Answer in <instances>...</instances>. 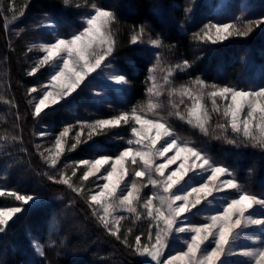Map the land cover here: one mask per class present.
Wrapping results in <instances>:
<instances>
[{"label":"snow or ice","instance_id":"1","mask_svg":"<svg viewBox=\"0 0 264 264\" xmlns=\"http://www.w3.org/2000/svg\"><path fill=\"white\" fill-rule=\"evenodd\" d=\"M62 2L65 7L71 4V0ZM81 6L79 3L75 4L77 8ZM90 8L92 11L85 17V26L81 30L70 37L57 38L50 43L38 45V50L43 55L28 74L35 75L41 66L55 63L56 67L49 83L41 86L44 91L35 99L33 104L35 117L46 114L47 109L54 108L72 96L92 73L104 65L114 51L115 40L111 26L116 22L115 13L95 3H92ZM185 11L190 12L191 8H186ZM45 22L51 24L50 20L41 21ZM261 25H264V17L242 24L209 23L196 34V38L216 44L233 36L245 38L252 33L254 27ZM145 36H148V42L153 47L162 46L163 42L159 36L151 38L146 24L140 25L139 31L131 37V43L138 44ZM158 67L154 65L149 70L150 73H155ZM175 67L182 70L190 65L184 61L182 65L178 64ZM161 70L166 73L163 84L158 83L155 75L150 76L151 86L147 89L148 100L145 106L133 107L130 112H123L114 118L99 119L82 125L81 132L74 137L72 150L78 144L87 142L80 138L84 127L89 129L88 139H91L94 134L106 129L120 127L121 124L127 125L129 122L133 125L131 136L127 140L129 147L120 151L116 157L104 156L82 160L76 165V168L83 166L86 169L80 176L82 182L88 181L90 177L104 181L98 186V191L87 197L89 206L93 207V214L108 234L117 239H121V221L126 218L117 213H127L136 220H140L142 215L145 216L150 221L147 242L143 243L140 235L135 237L133 244H129L126 237L123 240L125 246L137 256L146 258L144 264H230L226 258L237 255L247 258L242 264H264V241L255 248L240 252L235 250L236 240L245 234L244 229L250 226H264V196L247 191L242 183L233 178V170L216 164L196 145L180 142L175 137L172 126L159 115L158 110L162 105L157 102L164 94V85L171 83L173 69L169 67ZM108 79L117 85L129 83L123 74H113ZM37 91V88H32L29 94ZM168 96L180 97L181 104L184 103L185 97L191 100V105L186 108V115L179 111L175 103H172L175 111L169 115H175L192 127L198 128L206 136L209 135L211 112H220V105L217 103L219 99L224 102L222 118L225 123H218L216 126L221 134L230 130L234 137L241 138V143L246 142L264 151V86L259 89H237L231 86L208 85L197 78L191 85L170 88ZM152 97H156L157 100ZM206 97L211 102V111L204 103ZM68 135L69 128L66 127L55 140V151L46 150L49 155L44 158L49 166L56 167L65 151L64 138ZM225 139L228 144L237 143L235 138ZM161 140H164V143L158 148L157 144ZM168 153L173 154L165 162L156 164L157 158H162ZM41 155L44 156V153ZM178 160L180 163L177 167L166 174V169L177 164ZM105 165H110V169L106 170V174L98 176ZM197 169H200L197 176L189 177L191 183L185 181L180 185L189 172H195ZM130 174L133 179L126 182ZM76 175L74 168L71 175L61 173L54 182L64 184L80 195L84 192L83 187L72 183V177ZM222 177L227 178L221 179ZM149 185L157 191L142 199V190ZM177 185L180 187L177 188ZM174 188L176 191H173ZM226 190H234L236 195L224 202L216 213L208 215L207 222L192 223L186 216L187 213H191L192 217L200 214L202 210L197 209V205H200L202 200H207L214 192ZM3 195L5 192L0 191V196ZM7 195L14 196L15 200L24 205L35 199L32 195L15 192H8ZM178 201L181 203H177ZM138 208L144 209V212L141 213ZM193 209L197 211L193 212ZM25 210L20 206L0 208V234L6 233L11 227L10 222L14 223V218H18L17 214ZM260 231L264 232V227H261ZM174 233L190 235L184 237V250L164 258V252L169 247V239L173 238ZM37 251L43 254L39 245Z\"/></svg>","mask_w":264,"mask_h":264},{"label":"rangeland","instance_id":"2","mask_svg":"<svg viewBox=\"0 0 264 264\" xmlns=\"http://www.w3.org/2000/svg\"><path fill=\"white\" fill-rule=\"evenodd\" d=\"M207 1L208 0H189L192 8L200 6L201 8H204L205 11L203 10V12L207 13L211 11L210 15L214 16L210 19L213 21L204 22L203 24L198 22L199 28L201 27V29L209 23L242 24L264 17V0ZM201 3H204V5H201ZM91 11L92 9L90 7L83 11V14L80 18L82 21L81 27L63 29L57 25L52 14L42 12L33 13L23 23L19 22L20 18L18 15H16L14 12H10L11 18L7 20V26L11 37L22 40L29 56L27 65L30 69H32L43 55V53L38 50V45L40 43H50L57 38L70 37L72 34L78 32L85 26L84 19L91 13ZM203 12L201 14H205ZM45 20H50L51 24L49 25L47 22L41 23V21ZM259 32H264V25H261L260 27H254L252 33H250L249 36L245 38L253 36ZM150 34L151 38L154 39L155 36L152 33ZM148 39V36H145L142 42L138 43L137 45L141 46L142 51L148 55L151 60L156 59L153 61V66H159L155 73H150V76L155 75L158 83L163 84V77L166 73L161 69H167L169 67L173 69V75L170 78L171 83L164 85V94L161 95L158 100L156 97H152V99L157 100V102L162 105L158 110L159 115L163 116L172 126L175 132V137L180 142H188L189 144L196 145L200 150L206 152L216 164L227 166L233 170V178L242 183L247 191L255 193L258 196H264V171H261L262 169L259 167L260 164L263 165L261 162H263L264 159V151L259 148H254L251 146V144L246 142L241 143V138L238 136L234 137V134L231 133L230 130L221 134L220 130L217 129L216 126L218 123H225V120L222 118L224 102L220 101L219 99L217 100V103L220 105V112H211L209 135L207 136L200 132L198 128L192 127L185 121L178 119L175 115H169L170 112L175 111V109L172 108V103L177 104L179 111L186 115V108L189 107L192 102L185 97L183 98L184 103L181 104V98L177 96L169 97L168 90L170 88H180L182 85H191L195 79L186 80L177 79L174 77L177 68L171 62H167L166 60L163 61L158 54V49L160 47H153L148 42ZM242 39L244 38L233 36L223 42H217L216 45L223 44L227 41H238ZM34 45L36 47H34ZM263 47L264 39L260 44L255 46L251 45L248 48L245 47L241 52L243 53V56L235 58V62L240 61L241 64L243 63L242 68L239 71L238 81L232 82L228 81L227 79H223V81L219 82V79L216 78L214 82H208L205 80L203 81H205L208 85L215 84L217 86H231L237 89H259L260 87L264 86ZM239 48H241V44L239 45ZM29 49H31V51ZM55 67V63L40 67L39 71L42 70V73L45 71L46 78H41L42 76H40L38 78V84L33 87L37 88L38 90L36 93H31L33 104L35 103L36 97L42 94L44 91L41 86L49 83L50 76ZM113 74H123L116 63L114 51L105 61L104 65H102L100 69H97L96 72L92 73L85 80L84 84H82L81 87L72 94V96L68 97L66 101H61V103L54 106V108L46 110V112H48L51 109L63 106L68 112L71 113V117L69 118V121L60 125H40L36 128L34 141L36 147L35 149L37 150L36 156L38 157L39 162L42 164L41 172L33 170L30 167L29 159L28 161L26 160L28 165L22 161L24 159L23 156L25 157L26 155H29L25 150H20L16 147V144L21 142V139L17 133H0V191L5 192V195L0 196V199L11 202L8 204L9 206L4 208L20 206L26 209L25 211L17 214L18 218H14L15 221L18 220L31 207L41 206L48 203H62L64 211H62L60 214V220L53 224V229L58 230V228L61 227V220L63 218L73 216L71 214L73 210H68L73 208L77 199L80 198V200H85L90 194L98 191V186L104 183L102 179H98L97 177H90L88 181L82 182L80 180V176L86 169L83 166L76 168L78 162L82 160H92L104 156L114 158L120 153V151L129 147L127 140L131 136V127L133 126L131 122H129L127 125L121 124L120 127L106 129L102 132H99V134H94L91 139H88L89 129L84 127L83 134L80 138L82 141L87 140V142L78 144L74 150L71 149V145L75 143L74 137L78 132H81L82 125L95 122L99 119L114 118L123 112H130L133 107L139 108L146 105L147 101L144 103H138L134 99L133 86L130 83L127 85H117L114 81L108 79V77ZM204 103L211 111L212 105L207 97L205 98ZM66 127L69 128V135L64 138L66 140L65 151L63 155L60 156L56 167H51L44 158L49 155V152L46 150H51L52 152L55 151V140ZM215 136H220L221 138L215 139ZM225 137L228 139L235 138L237 143L235 145L228 144ZM163 143L164 140H161L157 144V147L159 148ZM16 149L19 150V152L16 151ZM78 149H84V151L89 155L84 159L76 160L73 158V153H75ZM41 153H44V156H42ZM247 153H249V155ZM172 154L173 153H168L162 158H157L156 164L165 162ZM181 155L183 156L184 154ZM179 163L180 161L178 160L177 164L170 165L166 169V174L174 170ZM74 168L76 169L77 175L72 177V183L78 187H83L84 192L83 194L78 195L68 186L65 185V187L67 188L66 190L72 193L75 198L60 188V185L64 184L54 182L55 179L61 175V173H67L68 175H71V172ZM109 169L110 165H105L104 168L101 169V172L98 174V176L106 174V170ZM199 172L200 169H197L195 172H189L188 175L184 177V180L180 182V185H182L185 181L191 183L192 181L189 180V177L197 176V173ZM13 173H16L14 178L11 176ZM28 174L32 175V178L26 180V183L34 185V192H32L33 194H27L26 192L19 193L14 189L10 190L12 189L10 188V184L12 183L10 182L11 180L15 181L16 178H22L24 176H28ZM36 177H38V179L41 178L42 180H46L57 188H49L50 186L45 188L44 186H41L39 181L35 180ZM156 178L160 179L159 177ZM225 178L227 177H222L221 179ZM132 179L133 177L130 174L127 177L126 182L131 181ZM16 182L17 184L20 183V181ZM180 185H177V188L180 187ZM154 191H157V189H153L150 185L147 188H144L141 193L142 199ZM173 191H176V188H174ZM8 192L32 195L35 199L33 202L24 205L22 202L15 200L14 196L7 195ZM234 195H236L234 190L214 192L212 196L207 198V200H202L201 204L197 205V209L202 210L200 214L192 217L191 213H187L186 216L191 219L192 223H205L207 222L206 217L208 215L216 213L217 209L222 207L224 202L228 201ZM209 202L212 203L210 204ZM177 203L181 202L178 201ZM89 208L93 214V207L89 206ZM197 209H193V212H196ZM138 210L141 213L144 212V209L142 208H138ZM117 215H124L126 217L123 221H121L120 237L122 241L126 237L128 243L133 244L135 237L140 235L142 242H147L150 221L145 216L142 215L140 220H136L134 216H131L127 213H117ZM93 216L98 222L96 216L94 214ZM12 223L13 222H10V224ZM261 227L264 226H250L249 228L244 229L245 234L236 240L235 250L240 252L245 249L258 247L260 242L264 241V232L260 231ZM152 231L154 232L155 229H152ZM3 234H0V236ZM188 235L190 234L174 233L173 238L169 239V247L164 252V258L184 250L185 244L183 240L184 237ZM29 244L33 248L37 257L40 258L43 256L44 246L41 242L30 238ZM37 245L40 246L43 254L37 251ZM139 258L143 263L146 260V258L143 257ZM226 259L230 262V264H242V262L247 260V258L239 255L229 256Z\"/></svg>","mask_w":264,"mask_h":264},{"label":"trees","instance_id":"3","mask_svg":"<svg viewBox=\"0 0 264 264\" xmlns=\"http://www.w3.org/2000/svg\"><path fill=\"white\" fill-rule=\"evenodd\" d=\"M77 3L82 6L75 7ZM92 3L111 9L116 15V22L111 27L115 40L114 57L133 86L134 99L138 103L147 101V89L151 84L149 70L156 60H151L140 45L131 43V37L139 31L140 25H148L149 32L155 38H161L163 43L158 54L163 61L174 66L182 65L184 61L189 63L190 67L177 69L174 75L177 79L199 78L214 82L216 78L219 82L223 79L236 82L243 63L235 62V58L243 56L241 52L245 47L260 44L264 39V32L220 45L197 39L196 34L201 32L198 22L213 21L210 19L214 16L210 15L211 11L203 12L204 8L200 6L192 8L189 0H71L67 7L62 0H0V133L15 132L19 135L21 142L16 147L28 153L29 156L22 155V161L27 164L29 159L33 170L42 171L35 149L36 128L40 125H60L69 121L71 113L61 106L39 118L33 115L29 90L38 84L40 76L46 78V73L40 70L35 75L28 74L31 71L27 65L28 52L22 40L11 37L7 20L11 18L10 12L18 15L20 23L33 13L42 12L52 14L57 25L63 29L81 27L83 11ZM186 8H191V11L186 13ZM84 149L73 153V158H86L89 154ZM261 163L263 165L259 167L264 171V159ZM16 173L11 176L14 178ZM30 178L32 175L28 174L11 180L10 190L33 194L34 185L26 183ZM35 180L45 188H57L41 178L36 177ZM60 186L75 198L65 185ZM86 201L87 198L77 199L74 209L68 210H73V216L63 218L58 230L53 229V224L61 218L60 214L64 211L62 203L29 208L0 236V264H144L122 239L109 235L94 219ZM10 203L0 199V208ZM30 238L43 244L42 257L35 254L29 244Z\"/></svg>","mask_w":264,"mask_h":264}]
</instances>
